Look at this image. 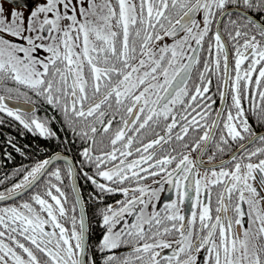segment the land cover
Returning <instances> with one entry per match:
<instances>
[{
    "label": "snow or ice",
    "instance_id": "snow-or-ice-1",
    "mask_svg": "<svg viewBox=\"0 0 264 264\" xmlns=\"http://www.w3.org/2000/svg\"><path fill=\"white\" fill-rule=\"evenodd\" d=\"M230 4L244 10L230 12ZM213 77L224 108L210 121ZM14 95L33 105L32 96L42 100L88 144L79 163L101 194L92 198L124 197L99 210L103 264H264V135L250 124L255 118L264 125V0H0V113L56 138L34 107L9 106ZM149 132L156 138L145 143ZM245 140L228 160L213 163ZM257 141L261 146L249 150ZM174 143L179 155L176 147L157 155V146ZM62 159L74 180L72 162L56 154L0 193V201L22 197L47 177L30 201L0 208V264H96L76 185L68 207L62 169L49 170ZM155 177L158 187L143 183ZM165 184L175 198L158 209L153 201ZM186 202L190 216L182 214ZM122 246L131 251L118 254Z\"/></svg>",
    "mask_w": 264,
    "mask_h": 264
},
{
    "label": "flooded vegetation",
    "instance_id": "flooded-vegetation-1",
    "mask_svg": "<svg viewBox=\"0 0 264 264\" xmlns=\"http://www.w3.org/2000/svg\"><path fill=\"white\" fill-rule=\"evenodd\" d=\"M40 1V0H39ZM37 4V3H36ZM4 8L8 11H10L12 9V7L10 5H8L7 3L3 4ZM237 8H239L241 11H243V7L242 5H232L230 4L228 6V11L230 12H234L237 10ZM20 11H24L25 15L27 16L28 14V10L27 9H18ZM251 15L254 16V18L259 19V17L255 16V13H250ZM236 16H232L231 19H236ZM224 20L225 23H227V21L229 20L228 16H224L222 18ZM216 28V24H213V31H215ZM221 30H222V35L224 36V39L227 41L228 37H227V33L225 31H223V28L221 26ZM257 39H260L259 36H257ZM242 43V41H241ZM171 44V43H168ZM229 50L230 52L232 51L231 49V45H229ZM206 55V53H201V58L203 59V57ZM197 76L195 71L193 72V77L192 80L189 81V87L191 88L193 83L196 81ZM9 86H13V85H9ZM23 90V89H22ZM29 95L31 96L32 94L29 93ZM209 95L213 96V99L216 101L215 104L212 105V112H211V116H210V121L211 119H215L216 117V110L218 109H223L224 105L221 103L220 101V97L219 94L216 91V78L213 77V84H212V88H211V92L209 93ZM33 100H36L37 102L35 103V105H33L30 102H26L24 97H16L15 95L10 99L13 102H17V103H21L25 106V108H27V110L31 109V108H35L36 112L35 115L39 116L42 119H46L48 121H50V127H58L61 124V127H65L68 130V134L70 136V140H71V145L66 144V148L65 149H61L62 152H60L59 150H55L54 149V144L56 142L55 139H45L47 141H51L50 142V147H44L43 143L40 141L41 139H44V137H41L39 134H36V136H38V140L36 142V146L33 150H31V154L28 155V159H27V155L25 152H12L11 148H10V144L7 141V137L6 136H0V193H6V190L11 188L15 183H19L22 179H23V175L25 174V171L30 170L31 167H33L36 163L42 161L43 159L47 158L48 156L52 155L55 152H60L64 155H66L68 158L71 159L72 164L75 168V172H76V183H77V187L80 193V196L82 198V203H83V207L85 210V219H86V223H87V229H88V244L90 246V255L94 256L95 260H96V264H103V259L104 256L107 255L108 253H102L98 250V248L96 247L100 240L103 237L104 232L106 231L105 228L101 227V223H102V218L99 215V210L103 209L104 207H106L108 204H112V205H116V201L118 200H123L124 197L117 193V194H104L102 199H94L92 197H96V196H100L101 194L98 192V190L95 188V186L88 181L83 173L81 172V165L79 163V161H81L83 158L80 156L81 151L83 150L84 147H87L88 144L82 142L79 138L76 139L77 142H75L78 147H74V136L71 132L70 129H68L63 121V118L61 116V114L56 111L54 108H52L51 106L47 105L46 103H44L42 100H39L38 98H36L35 96H32ZM230 103V100H229ZM10 106V105H9ZM12 107V106H10ZM245 107L247 108V104H245ZM14 108V107H13ZM26 110V109H25ZM44 110H50V114H44ZM31 114V113H30ZM226 115V113H225ZM117 121H119V116H117ZM11 121H16L15 119L6 116V114L4 113H0V129L2 127V124H11ZM18 122V121H16ZM19 123V122H18ZM250 124L253 127V131L257 134V135H264V125H261L259 122H257L255 120V118H251L250 119ZM115 126V125H114ZM156 131L160 132L161 134H163V125H161L160 128H157ZM178 131V129H177ZM4 133H6L4 131ZM219 135V134H218ZM217 135V138H218ZM196 136V133H191L188 136V140L192 141V139ZM156 138L154 134L152 133H147L145 134L142 139L145 143L148 142V140L150 139H154ZM97 140H100V137H97ZM240 143H245L247 144V140L245 141H240V142H233L231 144V148L226 150L223 154H219L217 155V159L215 161H213V163H219L220 160H228L230 158V155L232 152H235L238 148H239V144ZM138 146V145H137ZM261 146L260 142L257 141L255 145H249V150H254L255 147ZM98 147H103V145H98ZM172 147H176L177 148V152H173V155H179V151L182 150L180 149L179 143H174L172 145L169 146H165L164 148H160L159 146L156 147L155 151L157 152V155H164L167 152H171L172 151ZM16 149V148H15ZM22 149L21 148H17ZM36 149V152H35ZM73 150H76V153L73 152ZM214 150V146H210L209 152L207 154L204 155L203 159L205 161H207V157L208 155L211 154V152ZM187 151V150H184ZM32 153L34 155H32ZM95 154H99V152L97 151ZM199 155V152H193L191 153L192 158H196ZM264 158V157H261ZM131 159V158H130ZM253 162H258L257 158H253ZM175 165L173 164L171 167H174ZM54 167H60L62 169V175L64 176V185L62 186L64 191L68 194L69 196V205L68 207H71V201L74 199L75 194L71 191V180L68 178L66 170H65V163L64 162H56L54 164H52L49 168V170H52V168ZM171 170V169H169ZM218 170V169H217ZM83 171L88 172L89 175H93L94 174V170L91 166L85 164L83 167ZM200 174L203 175V169H200ZM47 177L45 176L41 182L39 183V186L36 188H33L31 191L25 193L22 197H16L15 199H10V200H6V201H0V208L3 207H10V206H15L18 205L22 200H29L30 201V196L32 195V193L34 192H43L44 190V180H46ZM97 179L99 180V177H97ZM153 179L159 180L160 177H155V178H149L147 181H144L143 183H147L149 185H152V187H158L157 185L153 184L152 181ZM103 182V181H101ZM134 186V185H133ZM164 191L160 193V199L158 201H153L154 203H156L157 208H163L164 204H166L170 199H174L175 198V194H174V190L171 189L168 185H163ZM216 190H214L215 192ZM215 195L213 197V208H215ZM243 208L245 209V211H247V205H243ZM149 211H151V208H149ZM77 218H79V209H77ZM186 216H190L191 215V206H190V202H186L185 207L183 208V213ZM215 215V212L213 213ZM229 215H232V213L230 212ZM126 219L128 221H132L134 219V217H126ZM123 225H120L118 227H122ZM244 226H247V218H245V224ZM70 227V225H69ZM235 227V226H234ZM46 230L51 231V228H47ZM241 232L243 231V228L239 229ZM118 254H122V253H127L131 251V247H121L117 250H115ZM171 250L170 249H166L164 250L165 254H170Z\"/></svg>",
    "mask_w": 264,
    "mask_h": 264
},
{
    "label": "trees",
    "instance_id": "trees-1",
    "mask_svg": "<svg viewBox=\"0 0 264 264\" xmlns=\"http://www.w3.org/2000/svg\"><path fill=\"white\" fill-rule=\"evenodd\" d=\"M44 114H50V110H44ZM12 123L9 124H2V127L0 129V136H6L8 139L7 141H11L12 143L10 144V148L12 152H15V150L17 148H21L20 151L16 152H25L27 155V159H28V155L31 154V150H33L36 146V142L38 140V136H36L35 133L33 132H29L28 130L24 129L22 125H20L18 122L16 121H11ZM52 130L56 133V138H46L44 137V139H41L40 141L43 143L44 147L49 146L50 147V142L51 141H47L45 139H55L56 142L54 144V149L55 150H59L60 152H62L61 149H65L66 148V144L71 145V140H70V136L68 134V130L65 127H61V124L58 127H53ZM4 131L6 133H4ZM78 137H74V147H78V145L75 143L77 142L76 139ZM13 145H15V147H13ZM16 148V149H15ZM36 152V149H35ZM74 153H76V150H73ZM32 155H34L32 153Z\"/></svg>",
    "mask_w": 264,
    "mask_h": 264
},
{
    "label": "water",
    "instance_id": "water-1",
    "mask_svg": "<svg viewBox=\"0 0 264 264\" xmlns=\"http://www.w3.org/2000/svg\"><path fill=\"white\" fill-rule=\"evenodd\" d=\"M30 2H32V3H33V6H35V4H36V3H39L40 1H39V0H30ZM5 3H7V2H5ZM7 4L10 5V6L12 7V4H10V3H7ZM201 16H202V14L197 15V16H196V19H197V20H200V19H201ZM216 27H217V26H216ZM215 30H216V28H215ZM181 35H183V34L181 33ZM164 43H172V40H171L170 38H167V37H166ZM7 103H8L10 106L14 107V108L19 107V108H21L22 110H25V109L27 110V108H25V106H24L23 104H21V103L13 102L12 100H8ZM31 109H32V108H31ZM29 110H30V109H29ZM56 154H60L61 156L67 158V160H70V161H71L70 158H68L66 155H64V154H62V153H60V152H55V153H53L52 155L48 156V157L45 158V159H49L50 157H52V156H54V155H56ZM45 159H43V160H45ZM43 160H42V161H43ZM56 162H64V163H65V160L62 159V160H60V161H54L53 164L56 163ZM71 162H72V161H71ZM50 166H51V165H50ZM73 167H74V166H73ZM49 168H50V167H49ZM74 169H75V168H74ZM73 182H74L75 185H76L77 193L80 195L79 190H78V187H77V183H76V172H75L74 180H71V184H73ZM6 200H9V199H6ZM6 200H2V201H6ZM85 225H86V227H87L86 219H85Z\"/></svg>",
    "mask_w": 264,
    "mask_h": 264
}]
</instances>
